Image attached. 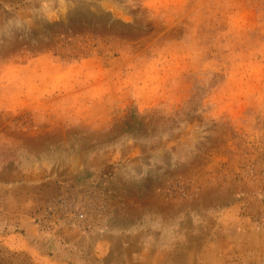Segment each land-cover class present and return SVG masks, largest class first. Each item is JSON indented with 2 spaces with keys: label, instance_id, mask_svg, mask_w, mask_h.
<instances>
[{
  "label": "rangeland",
  "instance_id": "1",
  "mask_svg": "<svg viewBox=\"0 0 264 264\" xmlns=\"http://www.w3.org/2000/svg\"><path fill=\"white\" fill-rule=\"evenodd\" d=\"M0 264H264V0H0Z\"/></svg>",
  "mask_w": 264,
  "mask_h": 264
},
{
  "label": "built area",
  "instance_id": "2",
  "mask_svg": "<svg viewBox=\"0 0 264 264\" xmlns=\"http://www.w3.org/2000/svg\"><path fill=\"white\" fill-rule=\"evenodd\" d=\"M84 215L83 214H81V217H83Z\"/></svg>",
  "mask_w": 264,
  "mask_h": 264
}]
</instances>
